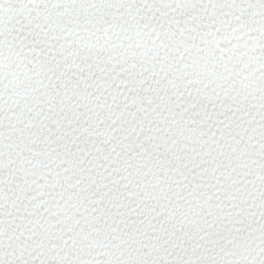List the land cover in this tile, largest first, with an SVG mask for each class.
<instances>
[{"label":"snow or ice","instance_id":"1","mask_svg":"<svg viewBox=\"0 0 264 264\" xmlns=\"http://www.w3.org/2000/svg\"><path fill=\"white\" fill-rule=\"evenodd\" d=\"M0 264H264V0H0Z\"/></svg>","mask_w":264,"mask_h":264}]
</instances>
